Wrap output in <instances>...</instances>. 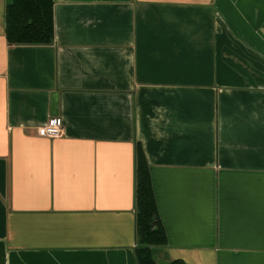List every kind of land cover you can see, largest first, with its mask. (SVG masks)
Listing matches in <instances>:
<instances>
[{"label":"crops","instance_id":"0c3cea01","mask_svg":"<svg viewBox=\"0 0 264 264\" xmlns=\"http://www.w3.org/2000/svg\"><path fill=\"white\" fill-rule=\"evenodd\" d=\"M0 0V264H264V0H52L10 43ZM51 116L62 133L42 137Z\"/></svg>","mask_w":264,"mask_h":264},{"label":"trees","instance_id":"16d2710c","mask_svg":"<svg viewBox=\"0 0 264 264\" xmlns=\"http://www.w3.org/2000/svg\"><path fill=\"white\" fill-rule=\"evenodd\" d=\"M52 0H12L5 10L6 37L10 43H49L53 37ZM137 264H155L151 245L165 242L157 225L156 206L148 166L138 144L136 150ZM169 264H185L174 259Z\"/></svg>","mask_w":264,"mask_h":264},{"label":"built area","instance_id":"2783aa9c","mask_svg":"<svg viewBox=\"0 0 264 264\" xmlns=\"http://www.w3.org/2000/svg\"><path fill=\"white\" fill-rule=\"evenodd\" d=\"M62 133V119L59 116L49 117L37 128V134L42 137H57Z\"/></svg>","mask_w":264,"mask_h":264}]
</instances>
